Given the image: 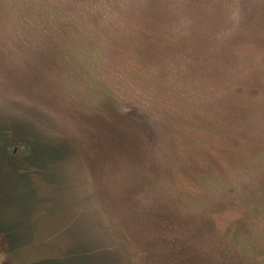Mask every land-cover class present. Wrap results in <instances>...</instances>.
Listing matches in <instances>:
<instances>
[{
	"label": "rangeland",
	"instance_id": "rangeland-1",
	"mask_svg": "<svg viewBox=\"0 0 264 264\" xmlns=\"http://www.w3.org/2000/svg\"><path fill=\"white\" fill-rule=\"evenodd\" d=\"M51 223L264 264V0H0V264H70Z\"/></svg>",
	"mask_w": 264,
	"mask_h": 264
},
{
	"label": "trees",
	"instance_id": "trees-1",
	"mask_svg": "<svg viewBox=\"0 0 264 264\" xmlns=\"http://www.w3.org/2000/svg\"><path fill=\"white\" fill-rule=\"evenodd\" d=\"M63 235H65L66 237L69 236V242H71V244L68 249L71 248L72 252L70 253V251H68L67 249L66 253L62 256V260H64L65 258H68V260L73 258L72 260H75L76 262H85V264H106L109 261H113V258L121 260V257L115 254L116 250H113L112 247L109 248L110 250L103 249L100 244L104 246V243H101L100 240H96L93 234L90 235L88 233H83L79 236L75 234L74 238L68 232L63 233ZM51 236L52 235L47 236L45 238V241H47ZM75 244L77 245V247ZM51 256L52 255H50V258ZM107 256H109V258Z\"/></svg>",
	"mask_w": 264,
	"mask_h": 264
},
{
	"label": "water",
	"instance_id": "water-1",
	"mask_svg": "<svg viewBox=\"0 0 264 264\" xmlns=\"http://www.w3.org/2000/svg\"><path fill=\"white\" fill-rule=\"evenodd\" d=\"M63 208V206H59V210H57L58 212H63L62 209ZM51 213H53V212H51ZM55 213H57L56 211H55ZM64 214V213H63ZM57 218V221L58 222H61L62 221V218L61 217H56ZM42 220H46V221H50V220H52V219H50V218H48V217H45V218H42ZM54 223H55V221H53ZM44 225V227L45 226H47L48 224H43ZM57 228V227H56ZM54 226H53V223H51V225H50V228H48V227H45V233L44 234H42V235H39L40 236V238H42V237H44V238H46L47 236H49V235H52L53 234V232H52V230H54V229H56ZM48 231H50L51 233H49V234H47V232ZM59 235V239L60 240H65V242H61V244H62V246H58V241H56V244L57 245H54L53 243H54V240L53 239H51V238H49L48 239V241L50 242H46L45 241V243H41V244H43V245H36L35 247H34V249L35 248H37V249H40V247H42L43 248V252H48V250H52V249H57L58 247H61V249H62V247H63V249L62 250H64V246H66V244L68 243V241H69V239H68V237H64V235H63V233L61 232L60 234H58ZM57 238V237H56ZM64 245V246H63ZM66 261V260H65ZM68 262H70V264H72V263H77L75 260H72L71 261V259H69V261Z\"/></svg>",
	"mask_w": 264,
	"mask_h": 264
},
{
	"label": "flooded vegetation",
	"instance_id": "flooded-vegetation-1",
	"mask_svg": "<svg viewBox=\"0 0 264 264\" xmlns=\"http://www.w3.org/2000/svg\"><path fill=\"white\" fill-rule=\"evenodd\" d=\"M15 151H16V147H13V152H15ZM2 230H3V229H2ZM3 231H7V234H13V233H10L9 230H6L5 228H4ZM10 231H12V230H10Z\"/></svg>",
	"mask_w": 264,
	"mask_h": 264
}]
</instances>
